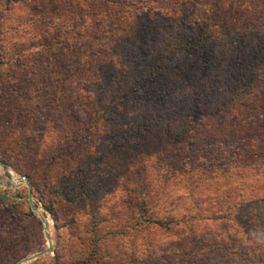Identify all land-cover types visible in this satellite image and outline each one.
Here are the masks:
<instances>
[{"label":"trees","instance_id":"1","mask_svg":"<svg viewBox=\"0 0 264 264\" xmlns=\"http://www.w3.org/2000/svg\"><path fill=\"white\" fill-rule=\"evenodd\" d=\"M9 62L0 91L32 89L9 118L32 116L43 180L69 182L41 204L78 216L54 264H225L198 225L263 236L264 183H228L264 165V0H0Z\"/></svg>","mask_w":264,"mask_h":264},{"label":"rangeland","instance_id":"2","mask_svg":"<svg viewBox=\"0 0 264 264\" xmlns=\"http://www.w3.org/2000/svg\"><path fill=\"white\" fill-rule=\"evenodd\" d=\"M14 65L11 62L2 65L0 78L8 79L12 74H16L15 79L17 80H13L19 82L21 80L18 76L19 68H15ZM9 83L11 87L12 79L8 81ZM6 91L7 89L0 91V264H17L47 246L43 231L44 225L40 220L44 218L38 214L39 210H42L49 222V234L54 250L57 249L62 253L70 244L68 242L69 235L78 221V216L75 214V216H68L62 209V205L61 207L55 205V210L58 213L68 216L64 217L67 220L57 228L50 214L43 208L41 199H54L52 196L57 195L52 194V191L56 193L67 188L69 182L65 179L56 180L52 173L48 176L49 178L45 176L46 178L43 180V171L48 169L41 157L45 152L46 143L40 141L35 131L32 130V116L22 122L9 118V107L25 104L32 97V89H21L11 97ZM32 172L37 173V177L32 176ZM239 172L241 173L240 177L236 172H233L236 174L232 176L228 185L234 188L237 186L243 191L244 198L248 199L250 191L264 183V165H260L258 161L250 162L248 167ZM24 177L28 178L33 194V203L38 207L36 214L33 213L27 202L28 189L26 185L19 181ZM32 179L35 181V189L32 187ZM219 183L221 189H224L225 183L223 181ZM173 194L170 200L179 207H185L187 203L185 188L180 187ZM60 217L62 218V216ZM238 222L220 226L209 221L198 225V232H196L201 234L206 241L215 240L214 242L228 250L231 255V263L225 264H264V233L262 237H256L252 230L245 233L241 230L236 231L240 225ZM172 240L171 236L167 238L164 236L160 243L163 248H167L169 247L168 243ZM197 240L199 241L200 238ZM189 249L191 250L192 247L189 246ZM54 256L53 251V253L27 264H54ZM185 261L190 264H199L191 256Z\"/></svg>","mask_w":264,"mask_h":264},{"label":"water","instance_id":"3","mask_svg":"<svg viewBox=\"0 0 264 264\" xmlns=\"http://www.w3.org/2000/svg\"><path fill=\"white\" fill-rule=\"evenodd\" d=\"M8 175L10 176V173H8ZM11 180H12V178H11ZM19 181L26 185V187L28 189L27 202L30 205L33 213L36 214V209H38V207H36L34 205V203H33V194H32V191L30 189V186H29L28 178H25V177L24 178H20ZM40 220H41V222L44 225V230L43 231H44L45 239L47 241V246L44 249H42L41 251H39L37 253H34V254L22 259L17 264H27V263L33 262L35 260H38V259H40L42 257H45L48 254L53 253L54 248H53V245L51 243V237H50V234H49V222H48L46 217L44 219H40Z\"/></svg>","mask_w":264,"mask_h":264},{"label":"bare ground","instance_id":"4","mask_svg":"<svg viewBox=\"0 0 264 264\" xmlns=\"http://www.w3.org/2000/svg\"><path fill=\"white\" fill-rule=\"evenodd\" d=\"M37 211H38V209H36V213H37ZM38 214L40 215V217L45 218L42 210H39Z\"/></svg>","mask_w":264,"mask_h":264}]
</instances>
